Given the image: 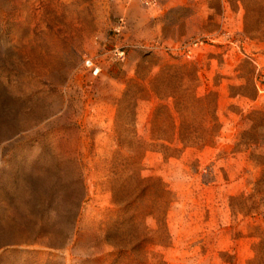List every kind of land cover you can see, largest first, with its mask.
I'll return each mask as SVG.
<instances>
[{
	"label": "rangeland",
	"instance_id": "374dc122",
	"mask_svg": "<svg viewBox=\"0 0 264 264\" xmlns=\"http://www.w3.org/2000/svg\"><path fill=\"white\" fill-rule=\"evenodd\" d=\"M0 264H264V0H0Z\"/></svg>",
	"mask_w": 264,
	"mask_h": 264
},
{
	"label": "built area",
	"instance_id": "2783aa9c",
	"mask_svg": "<svg viewBox=\"0 0 264 264\" xmlns=\"http://www.w3.org/2000/svg\"><path fill=\"white\" fill-rule=\"evenodd\" d=\"M144 2H146L147 4H153L154 2H155V0H144ZM120 25H117V26H115V30L116 31H119L120 30ZM118 55L119 56H123L124 55V52L123 51H118ZM88 63H90L91 65H92V62H88Z\"/></svg>",
	"mask_w": 264,
	"mask_h": 264
}]
</instances>
